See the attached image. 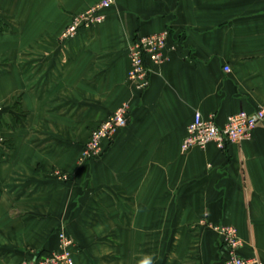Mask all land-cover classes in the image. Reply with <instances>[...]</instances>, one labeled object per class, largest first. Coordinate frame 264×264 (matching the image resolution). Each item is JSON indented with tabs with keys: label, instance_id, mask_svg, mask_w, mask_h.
I'll list each match as a JSON object with an SVG mask.
<instances>
[{
	"label": "crops",
	"instance_id": "obj_1",
	"mask_svg": "<svg viewBox=\"0 0 264 264\" xmlns=\"http://www.w3.org/2000/svg\"><path fill=\"white\" fill-rule=\"evenodd\" d=\"M100 1L0 0V264L51 255L60 231L75 264H223L216 225L264 263V124L224 149L182 151L196 111L223 127L264 106V0H116L62 40ZM165 30L167 59H146L140 92L129 46ZM124 103L127 125L84 161Z\"/></svg>",
	"mask_w": 264,
	"mask_h": 264
},
{
	"label": "built area",
	"instance_id": "obj_2",
	"mask_svg": "<svg viewBox=\"0 0 264 264\" xmlns=\"http://www.w3.org/2000/svg\"><path fill=\"white\" fill-rule=\"evenodd\" d=\"M116 0H101L91 8L73 16L69 26L62 32L61 39L69 40L75 38L81 28L90 29L105 21L104 11L113 6ZM170 37L169 30L138 38L130 46L128 55L130 58V69L128 80L140 92L150 86L151 69L146 64V59L155 65L163 64L167 57L165 49ZM230 71L229 67L225 68ZM131 106L129 103L122 104L110 117L103 121L91 133L82 155L84 161L99 158L104 149L105 142H111L117 132L128 123ZM3 108L0 106V114ZM264 124V106L249 113L240 111L229 116L225 126H218L214 118H204L200 111L194 113V117L188 126L187 136L182 144V151L188 152L195 148L205 149L209 144H216L224 149L229 143H242L249 140L254 130ZM5 138L0 137V147L5 145ZM54 175L63 181H69L70 175L62 170H55ZM214 231L218 234L224 244L223 264H264L257 258H246L240 255L243 242L234 226L216 225ZM59 248L49 256L37 257L22 264H75L73 247L74 239L64 231L58 233Z\"/></svg>",
	"mask_w": 264,
	"mask_h": 264
},
{
	"label": "clouds",
	"instance_id": "obj_3",
	"mask_svg": "<svg viewBox=\"0 0 264 264\" xmlns=\"http://www.w3.org/2000/svg\"><path fill=\"white\" fill-rule=\"evenodd\" d=\"M142 264H144V262H142ZM147 264H151V261L149 260V261L147 262Z\"/></svg>",
	"mask_w": 264,
	"mask_h": 264
},
{
	"label": "trees",
	"instance_id": "obj_4",
	"mask_svg": "<svg viewBox=\"0 0 264 264\" xmlns=\"http://www.w3.org/2000/svg\"><path fill=\"white\" fill-rule=\"evenodd\" d=\"M38 257H41L40 255H38Z\"/></svg>",
	"mask_w": 264,
	"mask_h": 264
}]
</instances>
